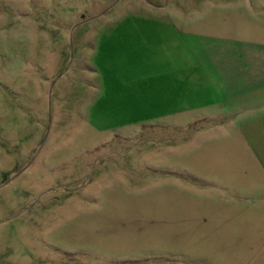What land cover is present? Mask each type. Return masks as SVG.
I'll return each instance as SVG.
<instances>
[{
  "label": "rangeland",
  "instance_id": "1",
  "mask_svg": "<svg viewBox=\"0 0 264 264\" xmlns=\"http://www.w3.org/2000/svg\"><path fill=\"white\" fill-rule=\"evenodd\" d=\"M258 100L264 0H0V264H264Z\"/></svg>",
  "mask_w": 264,
  "mask_h": 264
},
{
  "label": "crops",
  "instance_id": "2",
  "mask_svg": "<svg viewBox=\"0 0 264 264\" xmlns=\"http://www.w3.org/2000/svg\"><path fill=\"white\" fill-rule=\"evenodd\" d=\"M207 67H208V65H207ZM202 69H199V73H200V77H202L204 80H206V76L204 77L203 75H202V71H201ZM210 70H214L215 71V66H214V64L213 65H211V67H210ZM257 74H259V73H257ZM145 75H149V76H151L150 75V72L149 73H146V74H143V75H141L139 78L138 77H135V80H138V79H140V78H147L148 79V77L147 76H145ZM153 77H150L149 79H148V83H150L152 86L155 84V85H159V87L157 86V88H159V89H157V88H149V90L148 91H146L145 92V94H143V92H142V86H141V84H137V86H136V89H134V91L133 92H135V90H136V92H137V94H138V97H139V99L140 100H144V99H146V97L148 96V94H150L151 95V97H154V98H157L158 100H159V102L162 104L163 102H162V99L164 98V93H163V78H164V74L163 73H157V75L156 74H154L153 73V75H152ZM162 79V80H161ZM132 80V79H131ZM155 81H156V83H155ZM135 83H137L138 81H134ZM160 83V84H159ZM161 86V87H160ZM151 87V86H150ZM260 89V88H259ZM259 89H257V91L259 90ZM256 91V90H255ZM129 92V91H128ZM130 94H133L132 92L130 93ZM147 94V95H146ZM131 98H132V96H131ZM255 104H257V105H255ZM206 106H209L208 104H206ZM253 106H261V107H264V105L262 104V103H260V101L258 100L257 102L255 101L254 102V104L253 105H249V106H247L246 105V110H252V109H250L251 107H253ZM249 108V109H248ZM207 118H213V117H211V116H207ZM262 149H264V147H262ZM259 154H263L264 155V150H262Z\"/></svg>",
  "mask_w": 264,
  "mask_h": 264
}]
</instances>
